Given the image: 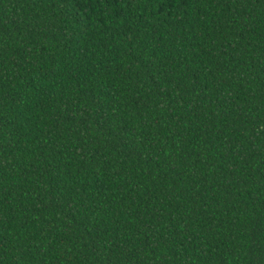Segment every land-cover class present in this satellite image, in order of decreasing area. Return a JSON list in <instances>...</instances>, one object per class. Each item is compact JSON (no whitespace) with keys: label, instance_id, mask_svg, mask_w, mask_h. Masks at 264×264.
Here are the masks:
<instances>
[{"label":"trees","instance_id":"trees-1","mask_svg":"<svg viewBox=\"0 0 264 264\" xmlns=\"http://www.w3.org/2000/svg\"><path fill=\"white\" fill-rule=\"evenodd\" d=\"M0 264H264V0H0Z\"/></svg>","mask_w":264,"mask_h":264}]
</instances>
